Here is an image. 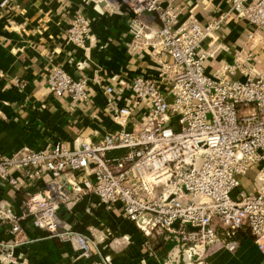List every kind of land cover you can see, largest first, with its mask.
<instances>
[{"label": "built area", "instance_id": "obj_1", "mask_svg": "<svg viewBox=\"0 0 264 264\" xmlns=\"http://www.w3.org/2000/svg\"><path fill=\"white\" fill-rule=\"evenodd\" d=\"M16 2L0 0V7ZM120 2L131 15L129 50L147 52L156 74L115 84L99 71L72 75L61 64L50 66L52 95L84 102L91 86L99 87L106 104L90 117L103 114L116 127L77 138L75 147L55 141L0 155L1 180L17 185L33 169L48 175L46 187L28 195L23 214L0 205V223H9L16 234L0 242V259L26 264L12 253L26 217L48 236L74 240L89 253V238L61 226L59 218L61 209L70 210L89 194L107 208L120 205L146 241L165 232L175 242L172 257L178 263L207 264L216 252H236L240 241L233 236L239 229H249L264 252V72L257 70L251 49L209 73L206 62L213 51L203 45L231 17L253 26L249 38L264 33V0H231L229 12L206 22L194 14L181 18L163 0ZM144 13L155 14L159 25L143 22ZM91 23L85 12H75L67 41L85 48ZM75 66L87 68L83 60Z\"/></svg>", "mask_w": 264, "mask_h": 264}, {"label": "crops", "instance_id": "obj_2", "mask_svg": "<svg viewBox=\"0 0 264 264\" xmlns=\"http://www.w3.org/2000/svg\"><path fill=\"white\" fill-rule=\"evenodd\" d=\"M163 1L180 11L181 18L194 14L201 22L231 10V0ZM78 10L92 20L85 48L66 38L68 21ZM130 17L120 0H17L13 6L0 7V155H11L23 147L43 149L55 141L75 147L77 138H93L95 131L102 134L116 127L103 114L96 120L90 117L106 104L99 87L91 86L90 100L76 103L67 95H52L47 76L54 63L72 75L93 76L99 71L115 84L139 74L155 75V63L147 52L129 50ZM141 19L151 26L159 25L153 13H144ZM251 31L255 30L246 21L229 18L213 38L203 42L213 51L206 71L214 72L232 62L238 52L253 49L256 68L264 72V33L249 38ZM78 60H83L87 68L78 69ZM47 180L48 175L40 177L34 169L17 185L0 179V205H9L17 214H23L28 195L44 189ZM59 218L61 226L89 238V253H83L74 240L48 236L26 217L21 222L25 233L12 249L14 257L26 264H183L172 257L175 242L168 236L151 237L157 242L153 251L149 240L125 217L120 205L107 208L94 194L83 196L70 210L61 209ZM10 227L7 222L0 223V242L16 237ZM239 241L236 252H216L207 264H264V252L251 235ZM0 264L11 263L0 259Z\"/></svg>", "mask_w": 264, "mask_h": 264}, {"label": "trees", "instance_id": "obj_3", "mask_svg": "<svg viewBox=\"0 0 264 264\" xmlns=\"http://www.w3.org/2000/svg\"><path fill=\"white\" fill-rule=\"evenodd\" d=\"M167 235L165 232H161V233H159V234H157V235ZM251 235V233H250V230L249 229H239L236 233H235V235L233 236L234 238H236V239H240V237H245V235ZM168 240H170L171 242H174V240L173 239H171V237H169L168 238ZM149 243H150V246L152 245V249H153V251H155V247H157V242H155V240L154 239H149ZM165 246V245H164ZM167 248H168V246L166 247L165 246V248L164 249H166L167 250Z\"/></svg>", "mask_w": 264, "mask_h": 264}, {"label": "rangeland", "instance_id": "obj_4", "mask_svg": "<svg viewBox=\"0 0 264 264\" xmlns=\"http://www.w3.org/2000/svg\"><path fill=\"white\" fill-rule=\"evenodd\" d=\"M242 180H244V178H242Z\"/></svg>", "mask_w": 264, "mask_h": 264}]
</instances>
